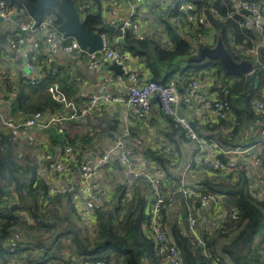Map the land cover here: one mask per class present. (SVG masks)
I'll use <instances>...</instances> for the list:
<instances>
[{"label":"trees","instance_id":"16d2710c","mask_svg":"<svg viewBox=\"0 0 264 264\" xmlns=\"http://www.w3.org/2000/svg\"><path fill=\"white\" fill-rule=\"evenodd\" d=\"M1 1L6 3L7 8H15L18 12L24 11L29 14L26 4H35L38 0ZM172 1L173 3L164 7L157 18L163 27L167 43L156 41L151 36H144L141 40L129 30L122 34L117 30L111 33V38L120 36L121 44L119 46L109 44L114 49L140 60L149 72V80L160 84H166L175 77L186 79L187 72L203 69H215L218 74H223V77L232 79L233 81L226 82L223 88L220 86L218 91L221 100L230 106V119L233 120H231L233 123H227L228 120H220V123L218 122L206 130L217 131L215 140L222 147H243L251 139L245 140L246 138L240 134L248 128L252 121L258 120L253 111L252 102L259 98L262 86L260 67H256L252 76L245 74L227 76L218 60L205 59L200 63L191 60L198 56L202 48L214 46V44L206 46L196 37L197 34L204 36L211 29L215 33L213 43L219 39L234 62L247 61L253 65V60L243 56L237 48L251 47L256 41V33L251 28L241 26L245 18L235 11L234 0ZM182 4L188 7L186 11L179 10ZM210 7L214 12L209 10ZM50 14L56 17L53 27L60 36L57 27L62 18L54 9H41L40 21ZM96 14V11L90 10L84 13L83 26L91 32L107 36L102 27L103 20ZM187 15L203 16L206 24L194 26L188 22ZM172 20L175 23L171 22ZM179 30L182 31L184 37L179 34ZM70 39L65 38L67 41ZM259 61L264 62V48L259 53ZM49 80L50 74L34 85L21 86L14 99L10 101L12 114L18 112L30 115L38 111L61 112V105L53 101L46 91ZM220 126L230 127L232 129L230 134L236 135L237 138H233V140L224 135L219 130ZM116 128V126L110 125L107 130L114 132ZM43 135L48 139L49 152L52 155L60 152L67 144L72 145L76 151H80L83 145L92 140V137L83 135L79 141H76L75 138H70L66 131L59 133L53 127L47 129ZM34 152L30 151L28 144L13 142L4 131H0V208H3L4 214L1 216L5 219V224L1 227L0 242L5 243L6 241L7 244H10L12 229L19 228V225L22 224L19 213L27 211L31 216L32 224L40 229H47L51 226L50 222L56 220V223L61 221L60 223L64 224L60 233L66 235L72 246V254L66 264H74L76 259L90 262L100 261L102 264H163L154 241L147 235L149 204L145 193L134 189L137 197L133 200L131 209L127 211L120 204L125 193L123 189L125 185H123L118 189L119 196L114 199L111 205L106 203L97 208L92 236H87L85 232L88 231H84L82 227L69 221L66 217L58 220L54 215L44 216L41 213V208L37 204V196L39 192H46L47 187L45 182L37 177V160ZM157 156L162 162L169 164L170 160L164 158L161 151ZM151 158L156 159L155 155H151ZM213 172L221 176L219 182L212 183L205 180L201 182L202 185L211 192L233 198L239 219L237 221L228 219L226 224L217 230L215 237L201 234L207 248L205 254L202 253L201 248L192 247L177 227H170L169 238L182 256V264H264L260 255L263 251L261 239L264 237V202L255 198L253 192L250 191L247 169L242 167L236 172L228 174L219 171ZM261 174L264 178V160L262 158ZM142 181L145 180L139 179L137 182ZM148 185V183L144 185L146 189ZM9 191L15 194V203H8L2 199L3 196L10 193ZM56 199L59 201L60 197ZM183 205L185 206V204ZM185 209L189 213L188 209ZM33 225L28 226L31 229ZM59 238L60 236L56 235L54 240ZM8 246H4L6 253ZM16 247L18 248V244ZM17 252L19 251L17 250Z\"/></svg>","mask_w":264,"mask_h":264},{"label":"built area","instance_id":"2783aa9c","mask_svg":"<svg viewBox=\"0 0 264 264\" xmlns=\"http://www.w3.org/2000/svg\"><path fill=\"white\" fill-rule=\"evenodd\" d=\"M135 4H141L145 0H130ZM84 8H89L88 4H84ZM188 9L184 4L180 5L179 10L186 11ZM210 11L213 8L210 7ZM235 11H246L248 17H244L245 21L241 26L251 28L256 33V41L251 47L237 48L243 56L250 57L253 60L250 70L245 74L252 76L257 66L262 72V86L259 91V98L253 100L252 107L260 125L258 139L249 147H222L215 139H207L199 136L191 125L190 121L181 113V107L189 106L192 101L191 97L183 94L181 90L185 78L175 77L170 79L166 84H160L154 81H146L144 83L137 82L136 72H124L127 76L129 86L127 87L126 105L137 116L145 115L150 107L151 101L157 100L159 107L164 115L168 116L173 122L175 128H179L186 140L194 145V151L190 159L181 168L174 167L176 171L175 183L176 193L180 196L183 204L189 210V206L193 202H197L201 207L216 203L217 195L199 187L188 184L186 175L193 168L209 169L223 173H234L242 167L248 170L250 181V191L253 196L264 202V178L261 174V156L264 153V62L259 61V53L264 48V0H238ZM14 13L17 15L14 17ZM0 18L14 25L21 33L28 34V38L19 36L10 42V49L17 54L23 61L24 66L29 73L23 78L25 84L34 85L41 81L44 77V70L54 64V58L59 52L73 51L77 54H84L88 68H96L102 59L114 60L116 63H122L128 59L125 53L114 49L108 42L107 36L102 37V50L94 53H88L81 49L74 40L65 42V38L54 35L55 31L53 22L55 15L50 14L42 21L35 18H24L23 11L18 12L15 8H7L6 3L0 0ZM108 23L105 26H111L116 29L119 24L122 27L121 32L125 30L131 31L139 39L143 36L139 32V23L130 17L118 21L115 13L108 15ZM190 24L196 26L206 24L203 16L196 17L187 15ZM174 21V20H173ZM175 22V21H174ZM198 41L203 42V36L197 34ZM45 44L44 48L40 47V42ZM43 57L42 65L35 60L36 55ZM188 84L190 88H195L199 92L204 91V83L193 80ZM224 87V84L221 86ZM50 98L60 104L61 112H35L23 117H17L9 114L0 119L1 129L8 137L17 143H26L35 149L37 160V177L41 178L46 184V192H39L37 196V204L42 208L44 204L52 207L57 201V197L63 200L67 211L74 212L77 224L84 230L93 232L96 223V210L102 206L99 204L102 198H106L99 188L95 186L93 178L102 168V164L107 159L104 155L94 166L86 164L81 159L80 151H76L72 145L67 144L55 155L49 152L48 139L43 133L53 127L59 133L64 131L66 122L84 118L92 113V111L100 103H117L120 99L112 98L109 94L102 95H85L79 94L80 104L69 100L61 91L58 83H51L46 89ZM9 108L11 102L4 101ZM200 109L205 114L211 112L218 120L227 121L230 118V106L221 100L219 92L205 93L200 103ZM108 124L100 122L97 128H88L86 136L93 137L100 129H108ZM110 137L114 141L115 148L120 152L119 162L125 173V193H132L139 179H144L150 186L152 197L148 206V232L147 235L154 241L157 253L162 257L163 264H182V256L178 249L171 243L169 234L167 233L166 222L171 217V203L159 191L161 183H170L169 177L157 176L140 171L132 161V149L125 144V140L129 137V130L126 126H119L114 132H110ZM139 144V142L137 143ZM161 154L164 158L174 159L176 153L169 152L167 146L163 145ZM251 171V173H250ZM76 173V182L67 183L66 179ZM10 192V191H9ZM102 193V194H101ZM8 203H15V194L11 191L8 195L2 197ZM59 200V201H60ZM42 206V207H41ZM50 207V208H51ZM44 216L47 214L42 212ZM22 224L31 226V216L27 211L19 213ZM239 214L237 210L228 214V218L237 221ZM19 225V226H20ZM20 228H13L11 231V242L7 247L11 261L18 263L17 244L21 241ZM88 231V232H89ZM188 243L196 248H201L205 254L207 248L201 233L197 228V221L194 217H188L186 227L181 231ZM38 253L42 257L44 264H66V261L58 258L55 259L50 255L42 245H39ZM40 260V263H43ZM5 264H11L7 262ZM74 264H102L100 261L90 262L84 259H78Z\"/></svg>","mask_w":264,"mask_h":264},{"label":"crops","instance_id":"0c3cea01","mask_svg":"<svg viewBox=\"0 0 264 264\" xmlns=\"http://www.w3.org/2000/svg\"><path fill=\"white\" fill-rule=\"evenodd\" d=\"M74 1L79 10H82L86 3L89 5L86 12L88 10L97 12L96 5L92 0ZM207 1L212 2L214 0ZM234 1L236 5L238 0ZM100 3L101 18L105 23H108V15L112 12L115 13V18L118 21L130 17L132 20L139 23V32L143 37L151 36L156 41L160 40L164 44L167 43L163 27L157 18L164 7L170 6L171 3H173L172 0H145L141 4H135L130 0H100ZM81 15H84V13ZM16 16L17 15L14 13V17ZM23 16L27 19L33 17L30 12L28 14L24 11ZM171 22L174 21L172 20ZM117 30L121 34L124 33L119 29H115L114 31ZM53 34L59 36L55 31ZM179 34L183 36L181 30H179ZM214 35V31L209 29L203 36V43L206 46L212 44L215 45V43H213ZM19 36L28 38V34L21 33L11 23H7L3 20L0 22V119L4 118L6 115L12 114L11 106L9 111V108L5 106L4 101H11L14 99L17 90L25 85L23 78L29 75L22 59L11 51L9 47L10 42ZM71 40L72 39L68 41L65 40V42ZM120 44V36H117L114 39L112 38V46H119ZM40 47H45V44H43L42 41L40 42ZM125 54L128 56V59L122 63H118L123 64V72H136L138 83L148 81L150 75L148 70L144 67V64L137 58L131 57L127 53ZM35 60L39 65H42L44 59L37 54ZM104 60L105 59H102L96 68L90 69L86 65L84 54H77L73 51L59 52L54 58V64L48 69H43V79L47 78L50 74L48 86L54 82L58 83L61 91L66 97L77 105L80 104L79 94H109L112 98L121 100L117 103H100L90 115L66 122L64 124V131H66L70 138H75L76 141H79L83 135H86L88 128H97L100 122L107 123L109 126L112 125L114 127L126 126L129 130V137L125 140V144L128 147H131L133 151L132 161L136 167L140 171L147 172L148 174L166 176L171 179L170 183H161L159 185V191L171 203V217L165 222L167 233L169 234V229L172 226H175L182 231L186 227L187 219L190 216L196 219L198 231L202 235L206 234L215 237L217 230L222 228L229 219L228 214L236 210L233 203L234 199L211 192L207 187L202 185L203 183L201 182L208 180L212 183H217L221 176L209 169L201 168H193L186 175L187 182L191 186L199 187L202 190L214 193L218 196L216 203L204 207H201L197 202L191 203L188 210L189 213H187L185 209L186 207L183 205L180 196L175 190L176 183L174 181L176 179V171L173 166L181 168L185 165L193 154L194 145L186 140L183 132L179 128H175L170 118L163 114L157 100L153 99L151 101L148 112L143 116H137L132 110H130L126 105L127 87L129 86L126 74H123L122 76H113L110 65L106 64ZM222 75L223 74H218L215 69L189 71L185 75L187 76L185 79L187 80L186 84L184 82L181 86L183 94L191 97L192 101L189 106L181 107V113L190 121L196 133L207 139H215L217 131L214 129L206 130V128H212L218 122L220 123V120H218L211 112L206 113L205 118H203L204 114L200 109V103L203 100L205 93H213L216 90L218 91L220 86L226 82L230 83L233 81ZM190 78L204 83V91L199 92L195 88H190L188 86L191 81ZM191 91H193V94ZM12 115L17 117L24 116L22 113L18 112ZM230 118L227 123L231 122L232 119ZM104 130L107 129H100V131L96 132L92 137L91 142L82 146L80 149V156L86 164L94 166L104 155L107 154L108 157L102 164V168H100L94 176L93 182L103 194H106V198L104 199L101 196L99 204L102 203L103 205L107 203L108 205H111L114 199L119 196L118 194L120 192L118 189L125 185L126 176L119 162L120 152L115 148L114 141L110 137V130ZM219 130L231 139L237 138L236 135L230 134L232 130L230 127H221ZM0 131H3L1 126ZM259 131L260 125L258 121H252L248 128L240 134V136L243 135V137L246 138L245 140H251H248V143H245V146L240 148L251 146L258 139ZM138 142L139 144H137ZM163 145L167 146L169 152L176 153L174 159L168 158L170 160L169 164L162 162L157 156ZM33 150L35 151L34 148L30 147L32 153ZM151 155H155L156 159H152ZM263 155L264 153L261 156L262 160H264ZM76 176L77 175L74 172L71 177L66 179V182H76ZM250 181H252V179ZM146 184L147 182L145 181L140 183L137 182L134 189L140 190L143 194L145 193L149 204L152 194L149 185L147 186V189L145 188L144 185ZM131 194L133 195V193ZM122 201L123 200H121V202ZM50 207L48 204H44L40 209L41 213L43 212L48 216L54 215L58 220L66 217L69 221H73L77 224L74 212L69 213L67 211L63 200L55 201V204H53L51 208ZM2 209L0 208V232L2 225L5 224V219L1 216L4 214ZM182 212L187 218L183 217ZM56 222L57 220L54 223L50 222L49 225L51 226L47 229H40L36 227L35 224L31 229L29 226L20 225L21 241L18 243L17 248L19 251L17 252L18 263L11 261L9 252L7 251L6 253L4 250V246H8L9 244H7L6 241L5 243L1 241L0 264H5L6 261L11 262V264H44L42 257L37 250L39 244L44 248L48 246L45 250L55 259L60 258L67 262L72 254V246L66 235L60 233V230L64 228V224L60 223L61 221L59 223ZM44 231H50L52 236L59 235L60 239L44 240L43 238L48 235V233H44ZM63 240L65 241V245L62 244L64 243ZM262 256H264V253L261 257ZM40 260L43 263H40ZM77 260L78 259H76V261Z\"/></svg>","mask_w":264,"mask_h":264},{"label":"water","instance_id":"95a60500","mask_svg":"<svg viewBox=\"0 0 264 264\" xmlns=\"http://www.w3.org/2000/svg\"><path fill=\"white\" fill-rule=\"evenodd\" d=\"M96 5L98 18H101V3L100 0H92ZM26 7L30 14L37 20L40 21V10L43 8H52L56 11V13L62 18L60 25L57 27V31L64 38H71L74 40L77 45L86 50L88 53H94L102 50V37L101 34L91 32L89 29L84 28L83 20L84 15L82 13L86 12V9L83 8L79 10L74 0H38L35 4H26ZM244 17H248V12L239 11ZM0 22L2 19L0 18ZM107 33V42L111 43V33L115 30L114 27L102 26ZM122 24H119L116 29H120ZM124 32H127L125 30ZM205 59L209 60H218L227 76L231 75H244L246 74L251 65L247 61H242L239 63L234 62L227 51L221 44V41L217 39L215 45L212 48H202L198 56L192 59V62L200 63ZM106 64L110 65V69L112 71L113 76H122L124 74L122 67L123 64H118L114 60H104ZM193 94V91H191Z\"/></svg>","mask_w":264,"mask_h":264},{"label":"rangeland","instance_id":"374dc122","mask_svg":"<svg viewBox=\"0 0 264 264\" xmlns=\"http://www.w3.org/2000/svg\"><path fill=\"white\" fill-rule=\"evenodd\" d=\"M32 151V150H31ZM34 151V150H33ZM138 192V191H137ZM132 193H133V195L131 194V193H129V194H124V198H123V201L122 202H120V204H121V207L122 208H124L125 210H129V209H131V206H132V202H133V200L135 199V197H137V194H136V191L133 189V191H132ZM182 214H183V212H182ZM183 217L185 218H187V216H185L184 214H183ZM54 223V222H53ZM52 223V224H53ZM187 223V222H186ZM84 231H89V230H84ZM44 233H48V235L46 236V237H44L43 239L44 240H47V239H52V240H54V238H55V236H52L51 235V232L50 231H44ZM86 233V235L87 236H92V233L89 231L88 233L87 232H85ZM60 239V238H59ZM262 240V242H263V244H262V250L263 251H261V255H263V253H264V237L261 239ZM64 241V240H63ZM44 244V243H43ZM63 245H65V241H64V243H62ZM61 245V244H60ZM62 250V249H61ZM262 258H264V256H262ZM264 260V259H263Z\"/></svg>","mask_w":264,"mask_h":264}]
</instances>
